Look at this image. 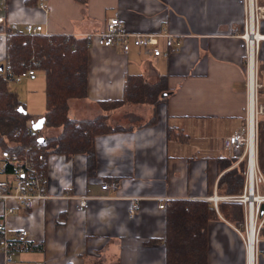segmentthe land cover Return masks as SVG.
Returning <instances> with one entry per match:
<instances>
[{
	"label": "crops",
	"instance_id": "crops-1",
	"mask_svg": "<svg viewBox=\"0 0 264 264\" xmlns=\"http://www.w3.org/2000/svg\"><path fill=\"white\" fill-rule=\"evenodd\" d=\"M257 7L259 34L264 35V0H257ZM244 16L243 0H0V64L10 24L33 23L47 35L88 37L117 17L130 33L167 30L180 41L178 50L155 56L147 48L131 45L123 53L89 40L87 95L69 102L71 117H93L101 113L99 101L121 99L127 74H141L149 83L162 77L166 92L145 109L152 123L94 138L93 173L84 154L47 156L50 198L30 209L8 202L14 209L6 218L9 230L28 232L9 264H85L97 258L103 264H165L160 205L172 199L208 201L214 193L226 196L217 191L227 169L219 163L225 157L223 139L245 124ZM158 47L166 50L163 40ZM258 75L264 103V39ZM263 120L261 115L257 155L264 169ZM13 181L0 171L5 190ZM106 184L114 188L102 189ZM133 206L136 213L130 217ZM4 207L0 203V211ZM215 209L217 216L206 228L207 264H249L243 231ZM253 264H264L263 237Z\"/></svg>",
	"mask_w": 264,
	"mask_h": 264
},
{
	"label": "trees",
	"instance_id": "trees-1",
	"mask_svg": "<svg viewBox=\"0 0 264 264\" xmlns=\"http://www.w3.org/2000/svg\"><path fill=\"white\" fill-rule=\"evenodd\" d=\"M9 30L6 29L4 69L0 72V150L21 152L24 146H28L33 163L44 170L50 154H84L87 171L93 173L94 138L97 135L130 130L153 122L154 117L129 125L109 121L114 111L126 105L152 106L160 101L161 94L166 92L162 77L156 83H149L141 74H127L121 99L99 101L97 105L101 113L93 117L73 118L69 114V102L84 99L87 95L89 38L67 34L30 36L13 34ZM26 69L41 72L45 78V111L40 116L45 122L41 130H32L31 123L38 118H33L16 91L8 86L12 77ZM41 137L44 140L39 142ZM234 162L235 159L227 157L219 159L222 170L229 169L217 181L218 193L237 195L242 192L245 162L233 165ZM217 205L223 218L237 227L243 225L240 203L221 201ZM163 208L165 264H207L206 228L208 221L217 216L214 205L206 200L172 199ZM260 236L264 238V226ZM85 264L103 262L97 258Z\"/></svg>",
	"mask_w": 264,
	"mask_h": 264
},
{
	"label": "built area",
	"instance_id": "built-area-1",
	"mask_svg": "<svg viewBox=\"0 0 264 264\" xmlns=\"http://www.w3.org/2000/svg\"><path fill=\"white\" fill-rule=\"evenodd\" d=\"M244 2V24L243 32L240 37L244 42L245 56V95H246V114L245 124L241 130L235 131L223 139V155L225 157H235L237 163L245 162V185L243 192L237 195L218 196L214 193L207 200L212 202L215 208L219 201L237 202L244 205V228L243 237L245 246L249 249V229L253 226L255 253L261 241L260 231L261 222L258 221L259 207L264 203V173L261 172L257 155V131L259 117L264 115V103L258 99L259 89L262 84L258 82V53L259 43L264 39V35L259 34V19L257 0H243ZM40 7L48 12L47 7L40 4ZM0 17V26L3 23ZM9 31L20 35H47L42 25L25 23L24 25L10 24ZM5 34H7L5 30ZM89 40L95 41L104 47L118 48L126 53L130 46L136 48L151 49L155 56H167L169 49L178 50L180 41L168 32L161 30L157 33L141 34L130 33L125 30L121 21L117 17L107 20L104 27L99 31L88 36ZM159 40H163L166 50L158 47ZM37 72L34 69H26L10 80L18 81L22 78L35 79ZM236 152L239 154L234 155ZM0 171L10 174L13 184L9 191L5 190L0 184V203L5 206L1 212L0 219V251L3 255L4 264H9L13 256L19 251L27 240L28 232L24 229L11 232L7 226L6 218L14 213L13 207L8 202L13 201L21 204L24 208H33L35 203L40 200L50 198L46 193L45 170L33 163V154L30 147L24 146L21 152H13L8 149L0 151ZM114 188V185H102V189ZM82 206L85 200L80 201ZM163 208V205H160ZM136 213L134 206L129 210V216L133 217Z\"/></svg>",
	"mask_w": 264,
	"mask_h": 264
},
{
	"label": "rangeland",
	"instance_id": "rangeland-1",
	"mask_svg": "<svg viewBox=\"0 0 264 264\" xmlns=\"http://www.w3.org/2000/svg\"><path fill=\"white\" fill-rule=\"evenodd\" d=\"M258 82L261 83L259 80V75H258ZM8 86L11 90L16 91L19 99L26 106L27 111L32 112L34 114L35 118H39L44 113V111H45V93H44L45 78H44V75L42 73H37V79L34 82H31L30 80H28V78H22L18 81H10ZM261 89H262V87L259 89V92H258V99L259 100H260L259 93H260ZM147 107L148 106L146 104L126 105L124 107L117 109L116 112L114 111L115 113L113 112L114 114L113 113H112L113 115L111 114L109 122H111L113 124L114 123H121L124 125H129L130 123H136V121L137 122H140L141 120L144 121V120H146V118L148 116V114L145 111V109ZM136 115H138L139 118H133ZM259 125H260V122H259ZM262 126H264V123L262 124ZM261 160H262V158L260 157L259 158L260 164H261ZM262 167L263 166L260 165L259 168H260L261 172L264 173V169ZM227 169H229V168H227ZM245 175H246V171L244 174L243 188L245 185ZM242 192H243V189H242ZM219 194L223 195L221 193H219ZM263 194H264V191H263ZM225 202H228V201H225ZM235 203H237V202H235ZM262 204H264V203H261V205ZM261 205L259 207V217H258L259 222H261V220L264 217V211L261 214ZM241 206L243 209V216H245L244 215V205L241 204ZM262 226H264V220L261 223V228H262ZM238 228L240 230H243L244 225L241 224L240 226H238Z\"/></svg>",
	"mask_w": 264,
	"mask_h": 264
},
{
	"label": "water",
	"instance_id": "water-1",
	"mask_svg": "<svg viewBox=\"0 0 264 264\" xmlns=\"http://www.w3.org/2000/svg\"><path fill=\"white\" fill-rule=\"evenodd\" d=\"M4 69V65L0 64V72H2ZM22 108H19V110H21ZM44 122H45V118L44 117H40L38 119H36L35 121H32L31 123V128L32 130H41L44 126ZM44 140V137H41L38 139L39 142H42ZM264 211V204L261 205V214Z\"/></svg>",
	"mask_w": 264,
	"mask_h": 264
},
{
	"label": "bare ground",
	"instance_id": "bare-ground-1",
	"mask_svg": "<svg viewBox=\"0 0 264 264\" xmlns=\"http://www.w3.org/2000/svg\"><path fill=\"white\" fill-rule=\"evenodd\" d=\"M253 226H254V223H252V227H250L249 229L251 230L250 234H249V252H248V259H249V264H253V255H254V233H253Z\"/></svg>",
	"mask_w": 264,
	"mask_h": 264
}]
</instances>
